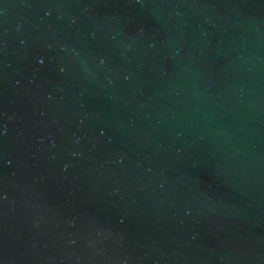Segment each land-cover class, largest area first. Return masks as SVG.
<instances>
[{"label":"water","instance_id":"obj_1","mask_svg":"<svg viewBox=\"0 0 264 264\" xmlns=\"http://www.w3.org/2000/svg\"><path fill=\"white\" fill-rule=\"evenodd\" d=\"M0 264H264V0H0Z\"/></svg>","mask_w":264,"mask_h":264}]
</instances>
